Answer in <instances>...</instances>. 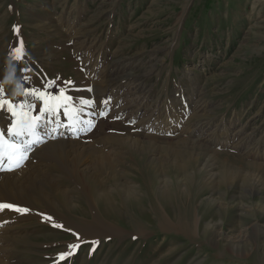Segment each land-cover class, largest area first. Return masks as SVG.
Here are the masks:
<instances>
[{"label": "rangeland", "instance_id": "1", "mask_svg": "<svg viewBox=\"0 0 264 264\" xmlns=\"http://www.w3.org/2000/svg\"><path fill=\"white\" fill-rule=\"evenodd\" d=\"M21 42L17 59L13 49ZM45 82L56 85L53 92L71 89L78 124L88 131L65 137L79 142L67 148L69 160L88 167L94 147L119 162L118 183H140L147 200L135 217L108 177L87 187L65 175L59 189L73 190L72 200L47 201L64 226L5 212L1 255L8 264H264V0H0V89L15 102L25 88ZM8 124L0 112V126ZM167 151H179L195 175L187 183L170 170L168 182L181 187H166L187 198L191 212H202L203 224L188 233L176 211L182 202L159 215L150 188V180L153 190L162 185L154 167L178 161ZM40 161L44 170L47 162ZM222 173L232 179L221 189ZM184 184L188 197L181 195ZM101 192L119 201L114 205L126 218L92 202ZM95 218L119 230L85 240L71 231ZM159 220L170 228L162 231Z\"/></svg>", "mask_w": 264, "mask_h": 264}, {"label": "bare ground", "instance_id": "2", "mask_svg": "<svg viewBox=\"0 0 264 264\" xmlns=\"http://www.w3.org/2000/svg\"><path fill=\"white\" fill-rule=\"evenodd\" d=\"M53 129L54 128L51 127V130H53ZM67 136H68L67 131L54 132V134H51V135H43L42 136L43 142L40 143L38 146H34V150H32L33 152L30 151L28 153L27 160L23 162V166L25 164V167H26L25 171H23L22 169H19L20 167L15 169V170H12V171L0 170V203L11 204V205L17 206L21 209H27V211H25V212H29V214H27V215L23 214V216H25L26 219L18 218L17 220H30L32 222L35 221L36 222L35 224H38V222H40L41 225H43L42 222H49L53 226H56V225L58 226V224L61 225L63 223L62 226H64L65 225L64 221L57 219L58 218L57 217V212H58L57 207H53V206H57L55 204L56 201L51 200L52 198H56V197L57 198L62 197L66 201H67V198L69 200H72L73 197L69 198V197H67V195H70L71 192H73V190L67 191V190L59 189V184L62 183L61 181H63V178H64L63 176L69 175L71 178L73 177V181L75 183L78 184V183L84 182V184L87 187H89V185L87 184V181H91L90 183H93L96 185V184H99L102 182L97 177H108L109 179L106 182L111 183L114 186H118L117 194H115V195H117V197L120 196L121 201L124 200V202L128 205V208L131 209V213L135 217H137V216L140 217V215L144 212V209L142 208L143 201L145 202L147 200V198L144 195L145 192L143 190L146 188L145 187L142 188L140 183H138V186H136L135 183H133L134 180H132V179H129L130 181H126L128 183L127 186L118 183L117 179L119 178L118 176L121 173H118L115 169L119 165V162L117 160H115L114 158L109 159V157L107 155L102 154L103 152L101 153V151L95 149L94 147H91L92 149L87 154V159H89V157L91 158L88 161V163H90L89 166L86 168L84 167L83 169H78L77 163H80V162L79 161L73 162L72 159L69 160V158H68L69 152H68L67 148L69 146H77L79 142L78 141H70V140L65 138ZM112 139H113L112 137L107 138V140H112ZM81 146H84V145H81ZM71 150L73 153L74 149L71 148ZM177 150H179V149H177ZM33 153H35V156H33ZM166 153H168L171 157H173V156L177 157L178 161L171 164L170 167L167 168L166 170L163 166L154 167L155 170L159 174L158 176L161 177L162 185L160 187L156 188L155 190H153L152 184L154 181L150 180L152 182V184L150 185V188L154 192V195L156 196V200H158V203L160 204V207L158 206L159 208H161V209H158L159 215L164 213V216H165V213L167 212V210H165V211L162 210V208L164 209V207L166 209H168L169 212L173 211V205H172L173 201L182 202V204L177 208L176 211L180 217L179 225L182 227L184 226L185 231L188 233V232H190L191 228L199 229V226H201V224H203L201 222V218H200L202 215V212L200 214H197L196 213L197 207L195 206L196 209H194V211H195L194 212L193 206H190V208L193 211V212H191L189 209V203H188L189 200L186 201L187 198L186 199L184 198V200H183L182 197H181V199H179V197H180L179 193H177L173 190H170L166 187H170L173 189L174 187L177 186L178 191L181 187L179 185L178 181H174L173 183L168 182V178L170 177V174H169L170 170L173 171L175 174L173 178L178 179V177H182L187 183H191V182L193 183V178L195 175L192 178L193 173L188 172V168L191 167L189 164L190 161L183 159L178 154L179 151H173L172 153L167 151ZM185 153H188V156L190 158H192L191 152H185ZM113 154H115V152ZM77 156L79 159L81 157V153L78 154ZM35 157L37 159H39V163L37 162V164H34V162L32 160V158H35ZM85 159H86V157L84 156L80 160L83 161V163H84L86 161ZM180 159H182V160L179 161ZM40 160H42L45 163L47 162L46 166L44 167V170L39 169V167H40L39 164L41 163ZM147 164L153 165V163H151V160ZM20 170H22V172H20ZM156 171H155V177L157 176ZM122 172H124V171H122ZM130 176H132V175H130ZM164 176L166 177V180H163L162 177H164ZM159 177H158V179L155 178V180L160 181ZM77 178H79V180H81L83 182L77 180ZM229 179H232V177H229L228 173L227 174L222 173V175H221L222 181H221L219 188L222 189V187H226L229 183ZM129 183H132V184L130 185ZM84 184H83V186L85 187ZM249 184H250L249 180L246 179L244 181V186L247 187V186H249ZM201 189H202V186H201ZM197 190H200V188H198ZM189 191L190 190L186 186V189L183 192H181V195L188 197V195H185V192L189 193ZM194 192H196V191H194ZM146 193H148V192H146ZM88 194L91 197L93 196L91 194V190H90V193L88 192ZM112 195H114V194H112ZM97 197H98V199L96 201H92V202L94 204H97V202L99 200H101L104 203L103 207H102L103 213H106L107 208H109L110 210L108 212H110V211H113V212L116 211L117 212L116 218L117 217L120 219L126 218L124 213L121 214L120 206L114 205V204L119 203V201H115L113 199L114 197L112 198L111 194L109 192H101L97 195ZM193 197H197V196L194 195ZM47 201L53 206L50 207L49 206L50 204L48 205ZM207 203H209V202H207ZM207 203H205V205ZM205 205H202V206L204 207ZM60 206H64L63 200L61 201ZM66 208L69 209V211H70L74 207L67 204ZM200 209H201V206L198 208V210H200ZM0 211L2 212V213H0V222H4V221H7L6 217H4V215H6L5 212H13L14 210L2 209ZM127 214H129V213H126V215ZM49 217L51 219H49ZM173 218H175V214H174ZM134 219L133 220L131 219L130 223L133 222ZM94 220H95L94 224H87L86 223L85 225H75V226H73L71 231H73L75 233L79 232L81 234V236L83 237L82 240L90 239L91 237L99 235L100 233H103L106 235V234H108V233H106L107 231L117 232L116 229H118V228H116V227H115L116 229L112 228L113 225L112 226L108 225L106 222H104V220L102 221L101 219L98 220L96 218ZM138 221H139V219H138ZM192 221H193V223H192ZM67 225H68V223H67ZM135 227L137 229H139V226H135ZM159 227L161 228L162 231L170 228V226H168L164 220H159ZM102 228H104L106 230H101ZM173 230H176V233L178 232V229H170L169 232H172ZM202 230L205 231V228H203ZM6 231H8V228H3V229L1 228L0 229V264H8L7 263V257L5 255L4 256L1 255L4 253V251L6 249L5 246L3 247L1 245V243H3V241H6V238L3 236V234ZM136 234H138V233H136ZM186 236H191V235L188 234ZM18 239H20V238L19 237L14 238L15 241ZM238 250L241 251L240 248H238ZM247 253L248 252L246 250L243 252L244 255L248 256Z\"/></svg>", "mask_w": 264, "mask_h": 264}, {"label": "snow or ice", "instance_id": "3", "mask_svg": "<svg viewBox=\"0 0 264 264\" xmlns=\"http://www.w3.org/2000/svg\"><path fill=\"white\" fill-rule=\"evenodd\" d=\"M23 51L21 42L13 49V54L17 59H20ZM65 83L70 85L72 82L66 81ZM55 88L54 83L47 82L41 89L25 88L24 99L15 102L8 98L3 89H0V112H6L9 120L6 129L0 127V170L12 171L23 166L28 153L34 150V146L43 142V137L40 135L42 124L74 127L78 122L80 110L76 108L74 98L67 94V91L71 89L50 91ZM37 102L40 104L38 112ZM80 103L87 107L92 102L81 101ZM61 113L70 123L64 124L60 120ZM2 209H11L16 212L27 211V209H21L11 204L0 203V210ZM49 219L51 218L49 217ZM72 247L76 246L71 245L70 248ZM65 255L60 254L61 259L65 258Z\"/></svg>", "mask_w": 264, "mask_h": 264}]
</instances>
